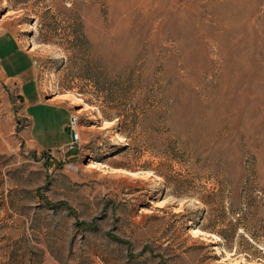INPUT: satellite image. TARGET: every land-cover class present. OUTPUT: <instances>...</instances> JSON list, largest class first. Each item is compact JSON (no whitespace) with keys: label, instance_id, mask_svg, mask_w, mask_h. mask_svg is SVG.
<instances>
[{"label":"rangeland","instance_id":"rangeland-1","mask_svg":"<svg viewBox=\"0 0 264 264\" xmlns=\"http://www.w3.org/2000/svg\"><path fill=\"white\" fill-rule=\"evenodd\" d=\"M8 42L0 264H264V0H0Z\"/></svg>","mask_w":264,"mask_h":264},{"label":"built area","instance_id":"built-area-1","mask_svg":"<svg viewBox=\"0 0 264 264\" xmlns=\"http://www.w3.org/2000/svg\"><path fill=\"white\" fill-rule=\"evenodd\" d=\"M68 129L70 131V141L67 144V149H74L80 141L78 132V116L72 114L69 119Z\"/></svg>","mask_w":264,"mask_h":264},{"label":"crops","instance_id":"crops-1","mask_svg":"<svg viewBox=\"0 0 264 264\" xmlns=\"http://www.w3.org/2000/svg\"><path fill=\"white\" fill-rule=\"evenodd\" d=\"M3 44L0 45L1 59L16 58L19 55L16 52L15 46H14V44L12 42L5 43V45H3ZM24 67H25V65H24ZM9 70H11V68H9Z\"/></svg>","mask_w":264,"mask_h":264}]
</instances>
